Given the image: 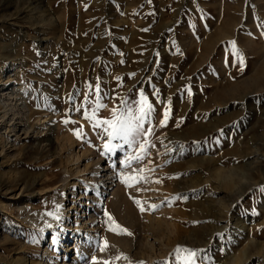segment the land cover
Wrapping results in <instances>:
<instances>
[{
	"label": "rangeland",
	"instance_id": "374dc122",
	"mask_svg": "<svg viewBox=\"0 0 264 264\" xmlns=\"http://www.w3.org/2000/svg\"><path fill=\"white\" fill-rule=\"evenodd\" d=\"M0 67V264H183L177 247L196 264H264V0H0ZM141 94L151 134L105 154L107 125L86 111L138 116ZM64 193L69 234L90 225L79 257L35 215Z\"/></svg>",
	"mask_w": 264,
	"mask_h": 264
},
{
	"label": "snow or ice",
	"instance_id": "6c2138e0",
	"mask_svg": "<svg viewBox=\"0 0 264 264\" xmlns=\"http://www.w3.org/2000/svg\"><path fill=\"white\" fill-rule=\"evenodd\" d=\"M232 45V49L234 51V55L237 57V59L240 60L241 64H243V58L241 54L239 53V50L235 47V42H230ZM139 108L138 116H128L126 119H121L119 116L116 117L115 120L112 121H101L98 119H95L96 112L93 110L91 113H88L86 111L85 118L93 121V127H100L101 125H107V127H104V133L109 137L108 142L104 144V150L105 154L113 153L116 148L120 147L121 145L113 144L112 141L114 140H121L124 143H127L129 145H132L137 142V137H140L142 135H150V130H145L143 128V122L145 119L149 116V114L152 112V105L148 102L147 98L141 94V99L138 102ZM99 107H104V105H99ZM129 112L132 110L129 109ZM169 118V113L166 111L164 115V121H162V124H165ZM65 123H68V121H65ZM81 135L80 132H77V136ZM149 145V142L145 140L140 145V153L146 154L147 153V146ZM131 159L124 162V166L128 167L131 163ZM134 159L139 162L143 159V155H137L134 157ZM122 181L129 187L134 186L135 183H139L140 179L142 177H135V176H123L122 175ZM264 191V189H261ZM137 204H139V201H136ZM155 207V206H153ZM141 211H144L143 207H141ZM56 219H59L57 216ZM108 229L111 232H114L118 235H129L131 236L132 233L118 224L114 217H112L110 214H108ZM50 226V225H49ZM109 247L108 241L104 240L103 245L99 246V251H106ZM175 254L177 256V259L179 261H182L183 264H196V257L198 255V250H191L183 247H177L175 250ZM117 259H128L126 256H120L117 257ZM95 264H101V262H95ZM102 264H111L110 261H103Z\"/></svg>",
	"mask_w": 264,
	"mask_h": 264
},
{
	"label": "bare ground",
	"instance_id": "6f19581e",
	"mask_svg": "<svg viewBox=\"0 0 264 264\" xmlns=\"http://www.w3.org/2000/svg\"><path fill=\"white\" fill-rule=\"evenodd\" d=\"M22 13H23V11H22ZM25 14H27V13H25ZM12 64H13V61H12ZM9 66V65H8ZM12 70H14V68L13 69H11V70H9V71H12ZM0 72H5V69L3 70L1 67H0ZM1 74V73H0ZM2 81V80H1ZM12 81V78H11V74L10 75H8L7 76V81H5L4 83H7V82H11ZM2 83V82H1ZM12 86H15V84L14 83H10L9 84V87H10V89L12 88V90H11V92H9V96H16L17 95V92H16V89L15 88H13ZM236 88H232L231 90H235ZM22 99H23V97H21ZM26 98L24 97V102L26 101L25 100ZM23 101H22V103H24ZM2 103V99H1V97H0V104ZM2 105V104H1ZM24 105H25V103H24ZM23 105V106H24ZM2 106H4L5 107V105H2ZM3 108V107H2ZM7 110V109H6ZM6 113V112H5ZM30 114V113H29ZM28 115V114H27ZM25 116V115H24ZM7 116H6V114L5 115H1L0 116V118H6ZM30 117V116H29ZM25 119V118H24ZM25 128V127H24ZM28 132V131H27ZM27 132H25V133H27ZM66 138V137H65ZM67 140V139H66ZM68 141H70V140H68ZM60 142V141H59ZM62 145H64V148H65V144L63 143ZM67 146V145H66ZM69 146V145H68ZM71 146V145H70ZM61 147V146H60ZM63 147V146H62ZM69 148H71V147H69ZM66 149V148H65ZM64 150V149H63ZM67 150V149H66ZM69 151V155L72 157H74V156H76V160H73V158L71 159V160H73V162L75 161V162H77L78 163V161H80V160H82V158H84L83 157V155L80 153V152H78V151H75L74 150V148H72L71 150H68ZM64 152V151H63ZM84 154V153H83ZM67 156H68V154H67ZM81 156H82V158H81ZM86 156V155H85ZM65 157V156H64ZM66 158H69V156L68 157H66ZM75 159V158H74ZM67 161H68V163L70 162V160H68L67 159ZM72 162V163H73ZM96 162H98V161H96ZM100 162V161H99ZM99 162H98V165H97V169H98V171H100L101 169H102V165L101 164H99ZM71 163V164H72ZM76 163V164H77ZM70 165V164H69ZM69 167V166H68ZM81 167V166H80ZM84 168V167H83ZM104 168V167H103ZM75 169H78V171L77 172H81L83 169H81V168H79V166H77V167H75L74 169H71V170H74V172H75ZM66 172L68 173L67 175H69V176H67V178H65L64 180H65V184L63 185V188H65V189H67L68 188V186L70 185V182H69V178L68 177H70L71 176V171H70V169H67L66 170ZM82 173V172H81ZM220 173V172H219ZM219 175V174H218ZM230 177V176H229ZM223 181H222V185L224 186V189L225 188H234V185L232 184V181L228 178V177H224L223 179H222ZM224 182V183H223ZM120 185V184H119ZM75 187V186H74ZM49 191V190H48ZM115 194V197H118V192H117V188L114 190V192H113V195ZM59 200H60V204H59V207L55 210V212L54 213H48V212H46V211H44V210H38V211H35V215L36 216H43L44 218H45V226H43L42 227V231L44 232V233H46V232H51L52 234H53V236H56L57 235V230L55 229V225H59V224H61L62 226H63V230H64V241H63V243L61 244V248H62V250H63V252H64V254H66V255H68V254H70V252L72 251V250H75L74 251V254L76 255L75 257H79L80 256V254L82 253V250L83 251H86V247L84 246V244L85 243H87L88 242V240H89V238L90 237H87V236H84L85 234H87L88 232H89V230L87 231L86 230V228L87 227H89L90 225H88V222H82V224L81 225H79L78 226V228H76L75 230H73L74 232H73V235H70L69 233H70V229H71V223H69V217H70V212H71V209H73V208H76V207H78L77 205H76V203L75 202H73L72 204H68V195L66 194V193H64L63 194V196L61 197V198H59ZM117 202V201H116ZM82 204V203H81ZM83 214H82V216H85L86 215V212H87V207L86 208H84V209H82V211H81ZM59 217V219H56V217ZM76 219H78V218H76ZM86 221V220H85ZM44 225V224H43ZM50 225V226H49ZM90 236V235H89ZM83 239H85L86 241H84V242H82L83 241ZM82 243H84L83 244V246H82ZM75 257H74V259H75Z\"/></svg>",
	"mask_w": 264,
	"mask_h": 264
}]
</instances>
